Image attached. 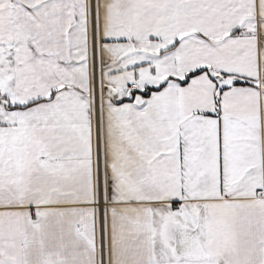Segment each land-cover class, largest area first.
<instances>
[{"label": "snow or ice", "instance_id": "1", "mask_svg": "<svg viewBox=\"0 0 264 264\" xmlns=\"http://www.w3.org/2000/svg\"><path fill=\"white\" fill-rule=\"evenodd\" d=\"M0 264H264V0H0Z\"/></svg>", "mask_w": 264, "mask_h": 264}]
</instances>
